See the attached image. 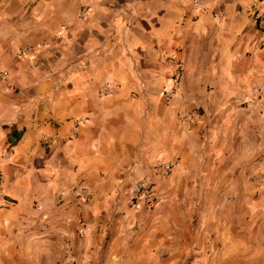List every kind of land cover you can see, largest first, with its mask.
I'll use <instances>...</instances> for the list:
<instances>
[{
    "label": "crops",
    "instance_id": "1",
    "mask_svg": "<svg viewBox=\"0 0 264 264\" xmlns=\"http://www.w3.org/2000/svg\"><path fill=\"white\" fill-rule=\"evenodd\" d=\"M262 12L0 0V264H264Z\"/></svg>",
    "mask_w": 264,
    "mask_h": 264
},
{
    "label": "built area",
    "instance_id": "2",
    "mask_svg": "<svg viewBox=\"0 0 264 264\" xmlns=\"http://www.w3.org/2000/svg\"><path fill=\"white\" fill-rule=\"evenodd\" d=\"M197 4L201 3V0H196ZM88 9L83 8L80 12L79 17L81 19L85 18L87 16ZM256 20H258L259 23L264 24V12L261 14L256 15ZM29 48H23L21 49L20 54L24 55ZM171 68H173V78L177 79L179 77V67L176 61L170 60L169 62ZM0 81L4 82L7 87H10V83L7 80V73L6 71H0ZM113 92V88L109 86H104L101 90V95L107 96L110 95ZM264 93L263 88H256L254 90V95L258 98L260 95ZM195 113H188L185 115V120L188 122H193L195 118ZM154 168L156 170H159L163 177H168L172 170L173 165L170 162H165L163 160H157L154 163ZM78 195L80 198H85L87 196L86 189H80L78 192ZM1 199V196H0ZM160 200V195L156 189L153 188V186L148 183L145 180L136 181L131 185V199L129 201V206L134 207L137 205V203H140L142 206H144L147 209L154 208ZM3 205L0 203V208Z\"/></svg>",
    "mask_w": 264,
    "mask_h": 264
}]
</instances>
